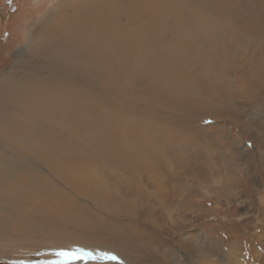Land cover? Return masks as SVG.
I'll return each instance as SVG.
<instances>
[{
    "label": "rangeland",
    "instance_id": "1",
    "mask_svg": "<svg viewBox=\"0 0 264 264\" xmlns=\"http://www.w3.org/2000/svg\"><path fill=\"white\" fill-rule=\"evenodd\" d=\"M77 1L84 0H0V85L28 70L26 60L15 68V57L36 21L52 10L70 15L65 7ZM200 1L194 20L201 23L178 40L189 46L175 54L183 65L154 73L156 58L131 48L144 37L122 36L133 31L125 14L118 19L122 34L107 32L104 60L110 63L98 75L102 117L85 124L80 141L37 127L57 154L44 153L48 160L31 176L30 164L21 162L11 172L13 183L0 185V264L264 262V0H213L210 9ZM147 13L152 18L153 9ZM170 18L159 19L163 32ZM118 53L135 63L126 66L129 74L118 67ZM39 71V78L46 76ZM73 76L81 84V73ZM98 87L91 85L90 93ZM26 105L0 110L17 121Z\"/></svg>",
    "mask_w": 264,
    "mask_h": 264
},
{
    "label": "bare ground",
    "instance_id": "2",
    "mask_svg": "<svg viewBox=\"0 0 264 264\" xmlns=\"http://www.w3.org/2000/svg\"><path fill=\"white\" fill-rule=\"evenodd\" d=\"M148 1L149 0H89V1L84 0L80 2L77 1L78 3L74 4L72 7L69 8L65 7V10L67 9V12H69L70 15H68V13L67 14L63 13L62 15L55 16L54 14H52L54 12L52 10L49 11L42 19L37 20L35 25L31 27V30L26 36V42L24 43L23 46H21L18 49L19 53L16 54L15 57L16 58L15 68L19 67V65L20 67L23 66V62L26 60L27 62H30V66L28 64V70L25 73L23 70L20 72L17 71L18 75L20 73L21 78L19 79L11 78V80H8L0 85V107L3 108L4 106L2 105L4 104H8V105L11 104L13 106L16 105V103H20V102L27 104L26 105L27 107L26 108L24 107V109H26L25 110L26 112L24 111L23 115L19 114L18 119L16 118L17 121L15 120L16 122L13 120L14 118L13 115H12L13 118L6 117L7 113L5 115H2V110H0V185H11L13 183L14 177H12L11 172L12 170H19V168H21L19 165L21 162H23L24 164L25 163L30 164L31 167L30 170H32V172H30L29 175L31 176V174H34V168L37 165L41 163H45L48 160V158L43 155L44 153H49L50 155L57 154L54 151L48 150V148L51 147L53 148L55 145L50 141V139L48 140L44 139L41 136L40 130H42L44 133H51V134L55 132H59V134H65L66 136H68V139H70L69 137H72L73 139V137H76L79 133H81L86 129L84 128L86 126L85 125L86 123L89 124L88 122H92L97 118L102 117L100 116V114L103 112L102 106L100 104V100L103 101L104 99H100L101 97L100 98L98 97L99 92L102 91V90L99 91L100 88L98 86H100L101 83L100 82L101 79H99V77L101 76L98 75L99 72L100 71L102 72L105 68H107L108 64L110 63L108 61L109 57H106L108 58L106 61L104 60L106 59L105 55L109 51L105 46L104 37L108 31L116 32L114 33L113 37L122 34L123 32L122 29L124 27L122 28L121 23H118V19L119 18L121 19L123 17L122 14H125L130 18L129 20L128 19L127 20L130 24V27L133 29V31L132 30L130 31V29H126V30L124 29L125 32L122 34V36L127 38L131 37L130 39H133L134 38L133 36L144 37L141 39L139 38L140 40L138 39V41L137 40L133 41L134 40L133 39L131 41L132 43L131 48L132 46L133 47L141 46L143 48H141L140 50L144 51L143 54H148L149 57L153 56L156 58L155 60L154 59L152 60V58L150 57L151 60L154 61L155 63V68L153 70L154 73L160 71L162 72V70L167 69L173 65H183V62H186L184 58L177 60L175 57V54L178 53L179 51L183 50L184 48H189V46L185 42L180 43V41L178 40L180 39L181 36H186V35L187 37L190 36L194 32L191 30H193L194 28L196 29V27L201 23V21L195 22L194 13H196L195 12L196 9L199 10L203 4L201 3L200 0H193V3L195 4L192 3L189 7L185 8L184 6L190 3L189 2L190 0H151L153 3L151 2L150 4H148ZM203 2L205 4V7H207L208 9H210L211 5L215 6L213 0H203ZM126 6L127 8H125ZM57 7L60 6L57 5ZM150 7L151 10L153 9V16L152 18L151 17L145 18L148 15L147 12H148V8ZM207 8H205L206 13H208ZM55 12L57 13L58 9L55 10ZM165 13H170V17H171L170 18L171 24L168 29V32H166V30L163 32V30L166 28V24L160 23L159 20L162 18V16ZM60 17L63 19L62 24L58 22L59 21L58 18L61 19ZM109 22L111 24H108ZM54 25H57V27L54 28L55 33L49 36V38L45 37L43 33ZM107 25L108 27H106ZM198 29H200V27ZM199 38H204V37H199ZM123 39L125 38H122V40ZM115 40L116 39H114L113 41ZM126 40L128 39H125V41ZM107 44L110 45L109 43ZM114 44L115 43H113V45ZM128 46L129 45H127L126 47ZM111 47L113 48V46ZM118 47L120 46L118 45ZM130 52L128 54H131L132 56L133 53ZM201 53L203 52L201 51ZM209 53L210 52H207V54ZM124 54L118 53V56L115 55L119 57L118 67L121 70H127L126 66L129 63L127 56ZM197 55L199 54L197 53ZM137 56L138 55H136V57ZM33 57H36V59L34 60L36 62L34 66L35 70H37L36 72L35 70L30 72L33 69L31 68V61H30L33 59ZM106 62L108 64H106ZM130 66L129 69H132L133 67L131 66L132 68H130ZM41 69L44 71L46 75L43 76L46 77L45 81L43 77L39 78V75L41 74V71L39 70ZM151 69H153V67L149 66L147 70L152 71ZM143 70L144 69H142V71ZM78 71L81 73V84H79L78 80L76 79L77 76L76 77L73 76V73H76ZM128 71L130 70H127L126 73ZM60 74H62V77L60 76ZM186 77H188L187 74L185 75V78ZM262 77H264V75H262ZM127 78L129 77L127 76ZM57 80L59 84H55L57 83L56 82ZM183 82H184L183 80H180L179 82L180 87L182 86ZM60 83H64L62 86L64 89L58 91L55 88L58 89V87L56 86L57 85L59 86ZM127 83L129 82L127 81ZM91 85L98 87V89H96L93 93H90L89 91V87ZM151 88L154 89V87ZM183 89L185 92L189 91V89L186 87ZM252 92L253 91H251V93ZM78 96H79L78 99H74L77 98ZM125 111L127 112V110ZM4 116L5 118H3ZM106 116L102 118L103 121L106 120L105 123L107 122ZM126 117L130 118V115L129 116L126 115ZM126 117H122V118H126ZM25 123H29V125ZM124 123L125 122H123V124ZM93 126L94 125H92L91 127ZM110 126H112L111 129L114 130L113 128L114 125H110ZM37 127L40 128V130ZM115 127H118V125ZM125 127H128V125L124 126V128ZM108 128L109 126L107 127V130ZM54 129H56L57 131H53ZM112 130L110 132H112ZM154 133L156 132L153 131V133L151 134ZM135 134L136 133L134 132V135ZM77 139L79 140L78 136ZM126 144L128 145V143ZM67 145H72V144L71 143L69 144L68 142ZM132 150H134V148H132ZM55 151L58 152V150ZM59 151L61 150L59 149ZM16 167L19 168L17 169ZM262 264H264V262Z\"/></svg>",
    "mask_w": 264,
    "mask_h": 264
},
{
    "label": "snow or ice",
    "instance_id": "3",
    "mask_svg": "<svg viewBox=\"0 0 264 264\" xmlns=\"http://www.w3.org/2000/svg\"><path fill=\"white\" fill-rule=\"evenodd\" d=\"M57 255L67 257V256H73L74 254L66 253V252H59V253H57ZM74 258L79 259V258H81V257H75V256H74ZM113 258H114V257H113Z\"/></svg>",
    "mask_w": 264,
    "mask_h": 264
}]
</instances>
